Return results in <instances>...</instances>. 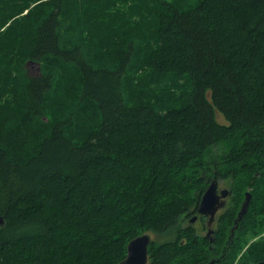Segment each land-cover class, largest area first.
Returning <instances> with one entry per match:
<instances>
[{"label":"trees","instance_id":"obj_1","mask_svg":"<svg viewBox=\"0 0 264 264\" xmlns=\"http://www.w3.org/2000/svg\"><path fill=\"white\" fill-rule=\"evenodd\" d=\"M228 178L214 241L182 227ZM0 217V264H119L147 231L146 264L232 263L264 229V0H0Z\"/></svg>","mask_w":264,"mask_h":264},{"label":"water","instance_id":"obj_2","mask_svg":"<svg viewBox=\"0 0 264 264\" xmlns=\"http://www.w3.org/2000/svg\"><path fill=\"white\" fill-rule=\"evenodd\" d=\"M218 182L212 180L204 191L200 202L198 204L197 212L199 215L207 217V235L213 232L211 227L215 214L217 211L222 210L226 206V196L230 194L227 188L221 189L217 192ZM251 199V193L245 192V198L240 205L237 212L234 223L238 224L241 217L245 214L248 209L249 202ZM195 217L191 218L190 221H194ZM3 223L2 217H0V224ZM235 226V227H236ZM234 231V230H233ZM151 241V237L147 233L136 236L131 239L127 245V252L125 258L119 264H146L148 261V245ZM210 241H213L212 239ZM219 260H211L208 264H215ZM251 264H264V260H259Z\"/></svg>","mask_w":264,"mask_h":264},{"label":"rangeland","instance_id":"obj_3","mask_svg":"<svg viewBox=\"0 0 264 264\" xmlns=\"http://www.w3.org/2000/svg\"><path fill=\"white\" fill-rule=\"evenodd\" d=\"M26 69H27L28 73H30V74H34V73H36V72H38L40 70L39 65L36 64V63H32V62H29L28 64H26ZM229 181H230L229 178H228V180L219 179V183H218L219 184V187L220 188H222V187L223 188L224 187H228V184L230 183ZM228 200H229L228 201L229 202L228 203V206H230L231 204H234V202H237L238 201V197L236 198V196L234 197V196L231 195V197L230 196L228 197ZM228 206H226L224 209L220 210L219 213L217 214V217H216V225L220 222V217H221V215L224 214L225 209L229 208ZM183 219L184 220H183L182 225H181L182 227L194 226V229L197 228V231L196 232L198 233V235L203 236L205 234V230L202 229V227H203V224L202 223L200 224L199 222L198 223L196 222L195 224H193V223L190 224L189 223V219H190L189 216H187V217H185ZM145 233H147V234L150 235L151 241H161L162 240V237L158 236L153 231H147ZM245 236H247L248 243L243 246V248L238 252L236 258L230 264H238V263H240V261L242 262V259L245 256L244 255L245 254V251H246L247 247L249 246V244L252 243V242H254V241H256V240H258V239H261V238L264 237V229L261 230V231H259L258 233H255V234H250L249 233V234H247ZM242 264H246V263L243 262Z\"/></svg>","mask_w":264,"mask_h":264},{"label":"flooded vegetation","instance_id":"obj_4","mask_svg":"<svg viewBox=\"0 0 264 264\" xmlns=\"http://www.w3.org/2000/svg\"><path fill=\"white\" fill-rule=\"evenodd\" d=\"M221 189H223V187L222 188H220L219 187V184H218V186H217V192H219ZM245 198V197H244ZM226 203H227V201H228V196H226ZM220 211V210H219ZM219 211H217V213L215 214V217H214V221H213V223H212V225H211V227H212V229H213V232H211L210 234H208L207 235V230H208V226H207V217L206 216H204V215H200V218H199V215L197 214V215H193L191 218H193V217H195V219H194V221H190L189 220V223H195V222H199L200 224L202 223L203 224V229L205 230V234H204V237L205 238H207L208 239V241L209 242H213L214 241V233H215V230H216V217H217V214L219 213ZM201 216H203L204 218H203V221L204 222H201L202 220V218H201ZM190 218V219H191ZM199 220V221H198ZM213 240V241H210V240Z\"/></svg>","mask_w":264,"mask_h":264}]
</instances>
